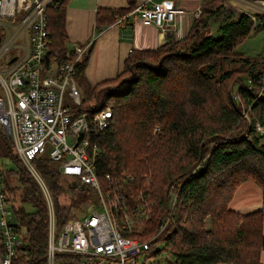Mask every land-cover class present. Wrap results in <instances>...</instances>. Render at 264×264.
<instances>
[{
	"label": "trees",
	"instance_id": "trees-1",
	"mask_svg": "<svg viewBox=\"0 0 264 264\" xmlns=\"http://www.w3.org/2000/svg\"><path fill=\"white\" fill-rule=\"evenodd\" d=\"M67 1L53 0L45 10L46 64L75 60L65 31ZM225 1L201 0L183 38L154 51H131L111 80L87 83L84 68L92 42L74 64L82 97L78 110L111 107L105 129L89 135L101 151L95 159L98 179L109 173L122 184L127 213L140 209L138 214L146 216L135 219L131 237L146 241L156 235L151 247L164 242L173 264H261L264 251V212L239 214L228 207L247 180L260 187L264 199V136L255 130L256 124L264 128V93L257 97L264 51L257 58L233 54L256 29L264 30V13L236 16L223 9ZM127 4L126 9L97 10L93 38L128 15L135 0ZM219 61L239 64V70H221ZM227 82H234L237 93ZM33 165L50 193L58 236L68 219L85 212L93 192L68 188L45 158ZM0 180L20 240L12 264H46L45 198L1 129ZM55 261L75 264L76 259L58 255Z\"/></svg>",
	"mask_w": 264,
	"mask_h": 264
},
{
	"label": "built area",
	"instance_id": "built-area-1",
	"mask_svg": "<svg viewBox=\"0 0 264 264\" xmlns=\"http://www.w3.org/2000/svg\"><path fill=\"white\" fill-rule=\"evenodd\" d=\"M52 1L0 0V129L44 195L49 215L46 264H58V255L73 256L75 264H136L141 253L155 250L162 241L152 248V241L131 237L135 219L146 216L138 214L140 209L127 213L122 184L109 173L102 175V182L98 179L95 159L101 151L89 135L105 129L111 107L96 110L93 105L90 113L78 110L82 97L74 80V64L89 44L72 47L73 61L46 64L45 10ZM245 2L264 13V1ZM130 14L143 26L165 31L185 13L163 1L150 7L135 6ZM128 17L115 23L123 24ZM262 93L264 81L257 97ZM255 130L264 136L258 124ZM42 158L56 165L68 188L86 189L94 196L85 205L86 211L68 219L58 236L50 193L33 165ZM2 188L0 180V264H12L20 240L14 234L16 222Z\"/></svg>",
	"mask_w": 264,
	"mask_h": 264
},
{
	"label": "crops",
	"instance_id": "crops-1",
	"mask_svg": "<svg viewBox=\"0 0 264 264\" xmlns=\"http://www.w3.org/2000/svg\"><path fill=\"white\" fill-rule=\"evenodd\" d=\"M170 1L184 10L176 17L174 25L162 31L155 27L143 26L130 12L123 24L107 27L94 36L95 17L99 9H126L127 0H68L65 10V31L68 47L87 45L92 42L91 52L84 68L88 84L94 86L118 75L131 51H154L168 42L183 38L194 19L200 13L201 0H135V6ZM229 209L239 214L255 211L264 212V199L260 187L251 180L242 182L235 190ZM264 233V220H263ZM259 260L264 264V251Z\"/></svg>",
	"mask_w": 264,
	"mask_h": 264
},
{
	"label": "rangeland",
	"instance_id": "rangeland-1",
	"mask_svg": "<svg viewBox=\"0 0 264 264\" xmlns=\"http://www.w3.org/2000/svg\"><path fill=\"white\" fill-rule=\"evenodd\" d=\"M223 9L224 10H229L230 12H232L234 15L239 16L241 14H248L253 16V14H255L257 11L255 10V8L252 7V5L247 4L245 0H228L225 1L223 3ZM264 51V30L262 29H256L252 34H250V36L248 38H246L243 42L237 44L235 46V48L233 49V54L235 55H239L242 57H254L257 58L259 56H262ZM219 69L221 67V70H228L231 68H234L233 70H235L234 72H237L238 66L239 64H237L236 66H231L230 64H227L225 62H221L219 61ZM217 70V75L219 74L220 70ZM237 75L234 74L233 77L235 78ZM228 84L226 85V87H229L230 84V88H233V92H236L237 86H233L234 82H227ZM235 95V94H234ZM240 109L242 111H244L243 106L240 107ZM244 118L245 115H244ZM245 123V122H244ZM244 125V124H243ZM8 167H12L11 162H6ZM176 188H174L175 190ZM15 198V195H14ZM175 198H176V194H175ZM174 199V198H173ZM69 202V201H68ZM87 208H85L86 211ZM84 213V212H83ZM161 234V233H160ZM157 236H152L148 239H146L147 241H153L154 238H156ZM161 237L157 238L160 239ZM158 250L159 252L156 254H152L154 251ZM175 261L174 256H171L169 254V251L167 249V247L165 246L164 242L160 243L159 246L148 253H141L139 255V257L136 260V264H173Z\"/></svg>",
	"mask_w": 264,
	"mask_h": 264
},
{
	"label": "water",
	"instance_id": "water-1",
	"mask_svg": "<svg viewBox=\"0 0 264 264\" xmlns=\"http://www.w3.org/2000/svg\"><path fill=\"white\" fill-rule=\"evenodd\" d=\"M13 60H14V59H12L11 62H12ZM88 209H90V208H88Z\"/></svg>",
	"mask_w": 264,
	"mask_h": 264
}]
</instances>
